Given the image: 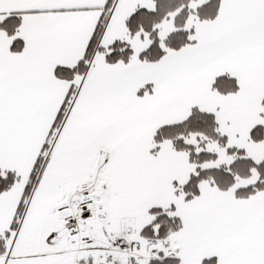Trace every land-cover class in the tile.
<instances>
[{
  "label": "snow or ice",
  "instance_id": "1",
  "mask_svg": "<svg viewBox=\"0 0 264 264\" xmlns=\"http://www.w3.org/2000/svg\"><path fill=\"white\" fill-rule=\"evenodd\" d=\"M0 264H264V0H0Z\"/></svg>",
  "mask_w": 264,
  "mask_h": 264
}]
</instances>
